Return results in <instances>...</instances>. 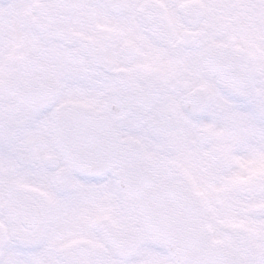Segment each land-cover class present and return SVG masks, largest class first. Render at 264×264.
<instances>
[{
	"label": "flooded vegetation",
	"instance_id": "af4514ba",
	"mask_svg": "<svg viewBox=\"0 0 264 264\" xmlns=\"http://www.w3.org/2000/svg\"><path fill=\"white\" fill-rule=\"evenodd\" d=\"M238 6L235 0H0V260L5 250L42 249L56 202L65 209L73 202L59 222L72 239L63 247L62 264H176L144 233L133 209L137 196L115 187L114 171L104 178L82 176L52 140L46 154L37 144L26 149L32 163L22 165L14 157L15 145L32 140L37 120L45 121L49 133L51 111L35 113L22 98L28 82L41 77L47 96L42 104L52 88L54 107H89L107 119L109 134L138 147L153 186L179 183L192 193L199 208L198 244L206 237L225 254L212 264H264V150H252L247 125L255 119L254 107L264 106V47L259 55L258 43L241 28L264 22L227 18ZM219 44L251 56L253 78L237 97L203 77L202 50ZM194 91L202 94L203 101L192 100L200 108L181 111V98ZM232 104L244 120L238 121L243 132L234 150H224L230 117L225 105ZM173 106L185 122L179 132ZM161 109L168 110L169 124L154 136L149 127L163 116ZM109 128L103 132L107 138ZM9 136L20 139L2 146ZM10 150L11 168L2 157ZM145 150L157 155L146 158ZM115 198L124 213L116 219ZM122 228L135 234L130 257L118 256L107 243ZM81 233L100 234L104 245L77 237ZM79 250L83 256L69 254Z\"/></svg>",
	"mask_w": 264,
	"mask_h": 264
},
{
	"label": "water",
	"instance_id": "95a60500",
	"mask_svg": "<svg viewBox=\"0 0 264 264\" xmlns=\"http://www.w3.org/2000/svg\"><path fill=\"white\" fill-rule=\"evenodd\" d=\"M209 63L205 61L204 72L207 76L216 77L218 85L222 87H226L227 90H230L234 93L238 88L234 87L230 80L241 79V73L239 70L231 71V68L223 69L218 64H212L211 60H208ZM216 66L218 68H216ZM243 78V77H242ZM243 80V79H242ZM40 103L43 101L39 100ZM38 106H33L36 108ZM187 107V108H186ZM38 109V108H36ZM183 109H188V111H192L193 107L183 106ZM85 109H77L74 107H70L67 110L62 111L61 115L65 116L70 114L69 116L76 115L82 116ZM60 118V117H58ZM84 118V117H83ZM85 122V119H84ZM77 134L74 137V140H77L78 137H83L86 134L85 127H79L76 130ZM58 144L60 147L66 146L63 145L64 141L60 138V129L56 128ZM29 143H22L17 148H15L14 154L17 156L19 161L22 163H26V161L31 160V156L25 152L26 150L23 148H27ZM77 148L75 151V162L78 164H84L85 168L80 169L82 173L87 175H92V169L89 168L91 163L98 167L99 170L96 172L98 174L105 172L106 170L102 169L103 166L108 165L110 168H115L120 174H122L121 179L119 180V185L124 190V192L128 194L137 193L139 199L134 204V209L137 212L138 219L140 220L141 225L145 228V231L148 233L149 237L154 241L158 242L161 245H164L168 248L170 255L176 259L177 264H188L183 261V257L181 256L183 253H178L176 249L167 245L171 244V241L167 243L164 242L167 234L170 230L175 231L176 229L181 230L182 227L179 228L180 224H182V220H188L191 218L192 214V205L190 201V194L183 188L177 186H159L157 188L151 189L149 193H145L146 188L151 183L148 181V176L140 173L141 169L138 166V155L135 150H124V156H118L116 158H103L108 153L107 150H99L97 153V157H91L90 153L83 149L84 145L74 144ZM66 154H70V150H64ZM117 153L121 150H116ZM116 153V152H115ZM114 153V155H115ZM123 157V158H122ZM26 158L28 160H26ZM95 171V169H93ZM187 226V225H186ZM190 224L188 225V227ZM195 235V234H194ZM128 237L129 240L125 241V238ZM127 234V232L122 233V235L118 236H110L109 241L112 246V249L119 253L122 256H127L131 253L132 246L134 245L133 238ZM189 239H185L188 241ZM177 240L174 241V243ZM188 243V242H185ZM191 249H187L190 252ZM209 253L213 252L212 248L207 249ZM186 250H181L180 252H187ZM214 256L208 257L209 261H211ZM206 264V263H205ZM208 264V262H207Z\"/></svg>",
	"mask_w": 264,
	"mask_h": 264
},
{
	"label": "rangeland",
	"instance_id": "374dc122",
	"mask_svg": "<svg viewBox=\"0 0 264 264\" xmlns=\"http://www.w3.org/2000/svg\"><path fill=\"white\" fill-rule=\"evenodd\" d=\"M237 3H239L238 9L236 11H232L227 16V18L234 20L237 18H240L242 20H250L253 19H261L264 22V0H235ZM242 31L243 35L250 38L254 42L258 43V48H257V53L260 55L261 53V48L264 47V24L261 22H256L252 25H242ZM264 69L262 70V75H263ZM261 73V72H260ZM261 74L258 76V80H261ZM220 97H215L213 98L214 100H218ZM226 111H227V116L230 117L226 118V123H227V130H226V136H225V144H224V150H234L235 147V141L237 136L240 135L241 132H243V129L240 127V121L242 123V118H239L236 115L235 112V105H225ZM230 109L229 110L227 109ZM264 108V106L262 107ZM262 108L259 106H255L253 113L255 115V119L252 117V121L247 122V125L252 126V132H249L248 135H251L252 140L254 142V146L252 150H264V112L262 111ZM172 112L174 113V122H176L174 131L178 132L180 131L182 125L185 123L184 118L180 112V109L176 106L172 107ZM244 121V120H243ZM243 124V123H242ZM45 128V121L43 119L37 120V122L34 123V134L32 135L31 139L32 141L37 144L38 146L40 145L42 154L47 153V144H48V135L46 134ZM20 138L17 137H8L7 139L2 140L1 145L2 146H10L11 143L19 140ZM51 140V139H50ZM184 140L183 142H185ZM51 147V146H50ZM183 154L187 153V150H181ZM156 150H145L144 156L146 158L148 157H154L156 156ZM2 157L4 158V163L9 165V168L12 167L13 157L11 150L9 152H5L2 154ZM173 157L171 158H166L167 161H170ZM2 162V163H3ZM100 184V183H99ZM105 186V185H104ZM98 195L102 194V191L98 190ZM117 193H114L116 195ZM99 197V196H98ZM115 202L112 203V208H111V216L116 219V218H121L124 213L120 207V203L116 201V198L114 199ZM66 205H69L68 203H65ZM57 208L55 212L53 213L52 217V226L53 228L51 229L48 240L45 242L44 247L40 250H36L35 252L29 253H20L16 249H9L5 250V252H1L2 255V260H0V264H62L61 260L66 258L67 255L63 249L65 245L70 243L69 240H72L71 238H68L67 240V233L63 232V230L59 226V222L62 221L64 215L63 212L66 210H73V202H70V205L72 207L64 208L60 207V204L56 202ZM92 210V209H90ZM63 233H62V232ZM77 237L84 238L88 242H96L99 243V245H104L103 242H101V235L96 234V235H91V234H86V233H81V235H77ZM72 242V241H71ZM53 246L58 250L54 251H49L47 247ZM69 252V251H68ZM84 251H71L69 252L70 255H77V257L80 256V254L83 256ZM109 255H112L110 251H107Z\"/></svg>",
	"mask_w": 264,
	"mask_h": 264
}]
</instances>
